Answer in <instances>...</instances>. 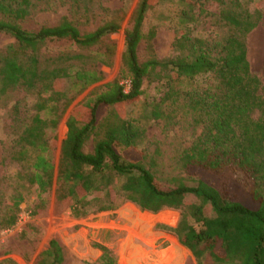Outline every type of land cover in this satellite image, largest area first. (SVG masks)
<instances>
[{
	"label": "trees",
	"instance_id": "16d2710c",
	"mask_svg": "<svg viewBox=\"0 0 264 264\" xmlns=\"http://www.w3.org/2000/svg\"><path fill=\"white\" fill-rule=\"evenodd\" d=\"M159 1H138L125 34L120 75L94 88L71 111L55 165L54 132L64 109L103 79L97 63H111L110 52L81 49L101 45L118 24L106 21L81 30L63 17L56 25L29 31L20 23L49 0H0V32L15 39L0 51V95L18 84L37 91L31 115L10 143L12 158L28 161L27 170L19 173L26 181L22 186L34 187L40 196L55 185L57 200L74 217L113 210L124 201L152 213L179 209L176 225L163 227L197 264H264V84L250 69L245 43L262 15L250 12L241 0H214L217 8L211 11L206 0H180L183 27L173 42L176 55L141 58L140 41L151 49L155 34L151 27L143 29L146 13ZM202 15L213 18L209 36L193 34L190 27ZM54 39H67L75 49L40 54V45ZM199 75L205 76L202 85H175ZM123 78L129 79L128 91ZM145 81L154 82L156 95L161 94L150 103L153 119L168 124L180 110L189 126L200 128L173 156L180 173L195 176L192 184L178 174L165 179L156 157L145 150L132 160L119 151L137 149L144 137L141 121L127 116L124 108L140 100ZM103 107L106 112L99 119ZM90 139L92 149L86 150ZM190 195L198 202L185 201ZM25 200L16 190L1 209L0 230L16 224ZM43 205L40 199L33 215ZM101 249V264H115L108 250ZM63 259L62 247L51 239L35 264H61Z\"/></svg>",
	"mask_w": 264,
	"mask_h": 264
},
{
	"label": "rangeland",
	"instance_id": "374dc122",
	"mask_svg": "<svg viewBox=\"0 0 264 264\" xmlns=\"http://www.w3.org/2000/svg\"><path fill=\"white\" fill-rule=\"evenodd\" d=\"M79 1L73 3L72 0H49V4L41 3L35 12L20 23L22 28L29 31H35L42 25H56L63 17L68 18L81 30H93L106 21H115L118 24V29L109 33L101 45L81 49L84 52H110L111 63H97L103 73V79L75 96L64 109L54 132L55 165L60 157L62 141L66 137V120L71 111L85 101L94 88L120 75L125 34L132 27L133 12L139 0ZM241 1L250 12L259 11L262 15L258 26L247 34L245 43L250 69L264 84V0ZM179 2L180 0H160L147 11L143 29L146 32L151 27L155 34L151 49L145 40L140 41L138 55L141 58H146L151 53L160 59L176 55L173 42L179 29L183 27ZM216 5L214 0H206L205 6L209 11L215 10ZM190 25L193 34L201 36L211 35L214 27L213 18L208 15H202ZM14 42L15 39L10 33L0 32V51ZM74 49L75 46L71 45L69 40L54 39L42 43L39 53L55 55ZM204 78L202 75L194 77L193 80L184 78L175 85L198 86L202 85ZM121 83L125 91H128L129 79L123 78ZM154 85V82L145 81V92L140 100L125 106L126 115L141 121L145 131L137 149L119 148V151L125 159L132 160L139 157L141 150H145L150 156L156 157L157 168L164 171L162 176L165 179L178 174L192 184L195 176L180 173L173 156L179 148L189 145L200 128L193 129L189 126L180 110L168 124L162 119H153L150 116V103L161 95H156ZM36 100L35 89L27 90L19 84L10 86L0 95V215L1 209L10 201L16 190H21L26 196V200L19 206L16 224L9 229L0 230V262L35 264L48 247L49 241L55 239L64 253L61 264H101V247L108 250L115 264H197L190 250L181 245L171 231L163 227L176 225L180 217L179 209L164 208L152 213L141 210L130 201H124L113 210L86 217H74L70 210L57 200L55 185L40 196L34 187L22 186L26 181L19 177V173L22 175L27 170L28 161L13 159L10 143L27 122ZM171 108L172 106L169 110ZM105 112L106 107L101 108L98 118ZM257 115L255 112L254 117ZM177 120L178 122L174 123ZM85 148L92 149L91 139ZM40 199H44V205L37 215H33L34 206ZM185 201L198 202L191 195L187 196Z\"/></svg>",
	"mask_w": 264,
	"mask_h": 264
},
{
	"label": "built area",
	"instance_id": "2783aa9c",
	"mask_svg": "<svg viewBox=\"0 0 264 264\" xmlns=\"http://www.w3.org/2000/svg\"><path fill=\"white\" fill-rule=\"evenodd\" d=\"M130 85V84H129Z\"/></svg>",
	"mask_w": 264,
	"mask_h": 264
}]
</instances>
